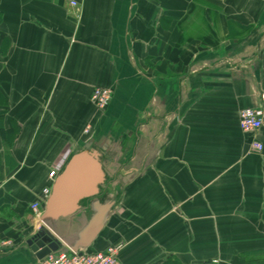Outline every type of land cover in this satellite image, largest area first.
I'll use <instances>...</instances> for the list:
<instances>
[{"label":"crops","instance_id":"crops-1","mask_svg":"<svg viewBox=\"0 0 264 264\" xmlns=\"http://www.w3.org/2000/svg\"><path fill=\"white\" fill-rule=\"evenodd\" d=\"M262 94L264 0H0V264L38 260L30 205L86 144L112 205L92 240L91 202L59 219V250L264 264V126L238 125Z\"/></svg>","mask_w":264,"mask_h":264},{"label":"water","instance_id":"water-1","mask_svg":"<svg viewBox=\"0 0 264 264\" xmlns=\"http://www.w3.org/2000/svg\"><path fill=\"white\" fill-rule=\"evenodd\" d=\"M104 178L100 151L90 144L68 157L54 179L44 204L41 215L43 225L31 233L27 240L38 259L59 250L62 241L58 234H54L59 219L74 215L82 202H91L94 211L93 215L84 221L83 231H87L89 240L99 233L112 205L107 201L98 206L97 201L93 200L98 196Z\"/></svg>","mask_w":264,"mask_h":264},{"label":"built area","instance_id":"built-area-1","mask_svg":"<svg viewBox=\"0 0 264 264\" xmlns=\"http://www.w3.org/2000/svg\"><path fill=\"white\" fill-rule=\"evenodd\" d=\"M70 3L75 5L74 1H70ZM111 95L112 89L110 87L95 86L91 91L90 99L97 110L102 111L108 105ZM261 99L264 101V94L261 95ZM238 125L243 132L255 135L264 126V106L244 107L240 109L238 112ZM89 128L90 126L86 125L83 132H88ZM251 148L258 151L261 149V142L256 139L253 140ZM49 176L53 178L55 170H51ZM49 192L50 189L48 187L42 189L37 200L31 203L30 208L37 216L40 215V207L46 202ZM121 247L122 243L119 242L108 245L105 249L96 252L56 251L38 259L34 264H116Z\"/></svg>","mask_w":264,"mask_h":264},{"label":"rangeland","instance_id":"rangeland-1","mask_svg":"<svg viewBox=\"0 0 264 264\" xmlns=\"http://www.w3.org/2000/svg\"><path fill=\"white\" fill-rule=\"evenodd\" d=\"M100 188H101V186H100ZM99 195V197H101V198H103L104 196H103V194L100 192V194H98Z\"/></svg>","mask_w":264,"mask_h":264},{"label":"trees","instance_id":"trees-1","mask_svg":"<svg viewBox=\"0 0 264 264\" xmlns=\"http://www.w3.org/2000/svg\"><path fill=\"white\" fill-rule=\"evenodd\" d=\"M84 201H86V200H84ZM203 264H209V262H204Z\"/></svg>","mask_w":264,"mask_h":264}]
</instances>
